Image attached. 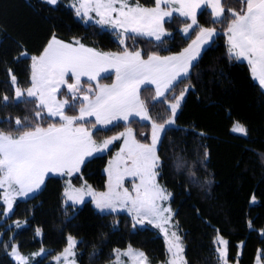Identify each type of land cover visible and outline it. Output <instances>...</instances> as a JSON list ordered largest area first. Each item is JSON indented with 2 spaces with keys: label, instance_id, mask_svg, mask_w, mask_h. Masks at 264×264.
I'll return each mask as SVG.
<instances>
[{
  "label": "trees",
  "instance_id": "obj_1",
  "mask_svg": "<svg viewBox=\"0 0 264 264\" xmlns=\"http://www.w3.org/2000/svg\"><path fill=\"white\" fill-rule=\"evenodd\" d=\"M68 1L50 5L46 0H0V130L16 135L25 124L46 127L60 123L59 117H49L43 110L36 117L39 101L28 96L16 99L11 81V75H15L19 87H30V56L39 55L53 34L103 52L139 49L147 58L180 52L199 32L195 25L190 34H184L182 27L190 19L174 14L164 23L170 34L162 39L131 34L134 38L127 36L121 44L117 31L83 22ZM139 3L152 6L154 0ZM222 6L226 15L229 8L239 11L241 7L237 0H222ZM213 19L209 7L203 14L198 11V25L215 28L217 33L187 76L155 100L156 87L142 86L140 98L148 106L152 122L163 123L170 115L169 104L188 88L177 123L165 128L158 149L159 181L172 193L188 264H221L214 243L219 233L228 239L231 261L254 264L260 252L264 263V89L252 77L247 61L230 58L226 28L230 21L213 23ZM114 76L111 72L108 78L97 81L83 79L81 87L111 83ZM66 91V86L62 87L59 97L73 103L72 94ZM82 94H77L75 108H66V114H79ZM4 96L9 99L5 101ZM17 119L22 121L21 126L16 125ZM94 120L80 123L92 129L95 140L131 127L138 141L151 142L150 121L135 117L92 128ZM237 121L245 125L247 135L232 131ZM121 144L119 139L106 153L88 158L73 182L80 185L87 180L95 188L104 189V168ZM178 162L183 164L179 170ZM0 220V264H16L9 253L14 242L27 254L41 247L50 249L31 264H56L52 257L67 246L69 235L79 239L76 256L80 264H105L114 258L117 248L128 245L143 250L152 264L168 257L165 238L157 228L136 224L126 212H101L91 200L81 206L66 204L64 177L60 175H49L36 193L19 199L9 216L4 215L0 190ZM20 221L26 224L18 228L16 223Z\"/></svg>",
  "mask_w": 264,
  "mask_h": 264
},
{
  "label": "snow or ice",
  "instance_id": "obj_2",
  "mask_svg": "<svg viewBox=\"0 0 264 264\" xmlns=\"http://www.w3.org/2000/svg\"><path fill=\"white\" fill-rule=\"evenodd\" d=\"M46 2L56 5L58 0ZM237 2L241 5L239 11L229 8L226 15L222 0H154L153 7L142 6L139 0H75L71 7L75 9L77 16L95 13L99 17L97 24L108 25L118 31L121 44L125 43L126 35L134 38L131 34L160 40L165 34L166 18L172 17L173 12L191 20L183 29L186 34L194 25L199 27V34L177 55L161 57L152 54L147 59L143 58L140 51L130 52L125 48L118 53L102 52L85 46L79 40L66 43L53 34L39 55L30 56V87L26 89V93L28 97L39 101L40 110L36 111V117H40L41 111L47 109L48 116L59 117L60 123H49L47 127L25 124L16 130V135L11 131L0 130V190H3V203L7 204L8 211L12 210L14 195L27 196L39 189L49 174L71 176L80 172L88 157L103 152L113 141L123 138V147L109 161L106 169L107 192L97 193L87 184L83 188H73L69 182L65 195L76 203L83 202L85 194L90 195L101 211H115L118 205L127 208L130 213L135 214L137 223L142 224L147 220L164 233L168 254L164 264H188L181 237L176 231L169 233L173 212L163 202L168 201L172 193L157 182L160 157L156 151L160 132L166 124L175 123L177 111L188 88L174 97V102L169 106L170 115L163 123L152 122L151 144L138 141L131 127L98 144L93 139L92 131L80 121H84L86 117H95L91 127L96 128L97 125L107 126L116 120L128 121L130 117L151 120L148 106L140 98L141 86L155 85V100L164 96L174 82L179 83L178 78L187 76L189 68L193 66L192 62L199 55L201 45L216 32L215 28L200 27L197 23V10L203 14L207 7L211 8L213 23L230 21L226 24L230 58L247 61L252 77L264 88V0ZM89 18L91 19L90 16ZM22 55L27 56V53L23 52ZM113 71L114 83H97L95 86L90 84L87 89L81 87V77H87L89 82L97 81L108 78ZM102 73L108 75L102 76ZM70 80L73 82H69ZM11 81L16 83L15 75H11ZM63 86L72 94L73 103L57 99ZM79 93H83L79 115L66 114V108H75L74 102L79 99ZM15 94L17 98L23 95L19 87ZM3 99L7 101L9 98L4 96ZM15 123L22 125L20 119ZM232 131L247 135L248 130L237 121L234 122ZM176 167L179 170L183 164L178 162ZM126 176L138 177L140 181L131 192L124 187ZM19 226L18 223L17 227ZM39 233L40 230L37 229V234ZM214 243L224 246L217 248V251L226 264L228 241L218 235ZM75 244V239L69 237L68 246L61 254L65 264H75L74 261H69V257L74 255ZM115 251L116 264H125L120 259L121 256L129 257L130 264H150L145 252L134 250L131 246L122 253L119 249ZM11 255L20 264H28V257L21 256L15 246L11 249ZM56 259L59 261L61 257Z\"/></svg>",
  "mask_w": 264,
  "mask_h": 264
},
{
  "label": "rangeland",
  "instance_id": "obj_3",
  "mask_svg": "<svg viewBox=\"0 0 264 264\" xmlns=\"http://www.w3.org/2000/svg\"><path fill=\"white\" fill-rule=\"evenodd\" d=\"M58 2H59V0H58ZM75 2V0H69L68 2H67V4H68V6H70L71 7V5L73 4ZM142 5V4H141ZM142 6H146V7H153L154 5H152V6H147V5H142ZM73 8V7H72ZM74 9V8H73ZM75 10V9H74ZM76 13V12H75ZM174 14H179L178 12H173V15ZM197 14H198V10H197ZM172 15V16H173ZM77 16V15H76ZM89 16L91 17V19L89 18ZM89 16H83V15H81V16H77L78 18H80V19H82L83 20V22H85V23H96V20L97 19H99V17H96V15H95V13H90L89 14ZM171 18V17H170ZM166 19H169V18H166ZM190 22H191V20H190ZM97 24V23H96ZM100 25V24H99ZM101 26H103L104 28H107V29H110V30H113L110 26H108V25H101ZM195 26V25H194ZM193 26V27H194ZM210 28V27H209ZM183 29H184V27L182 28V31H183ZM191 30L192 29H190L189 30V32L186 34L184 31H183V33L184 34H186V35H188V34H190V32H191ZM114 31H117V30H114ZM118 32V31H117ZM170 33L168 32V31H166L165 30V34L164 35H162L161 36V39L164 37V36H166V35H169ZM147 37H149V36H147ZM58 38V37H57ZM120 36H119V40H120ZM126 38H127V35L124 37V40L126 41ZM150 38H154L155 39V37H150ZM58 39H60V38H58ZM61 40V39H60ZM63 41V40H62ZM64 42H66V41H64ZM210 41H207L206 43H204V44H202L201 45V48H200V52H199V55H198V57H197V59L199 58V56H200V54L202 53V51L211 43H209ZM66 43H68V42H66ZM208 44V45H207ZM136 51H140L141 52V50H136ZM131 52V51H130ZM144 58V57H143ZM146 59V58H145ZM197 59L196 60H194L193 62H192V64L193 63H195L196 61H197ZM190 69H191V67L189 68V71H190ZM189 71H188V73H189ZM112 73H114V71L112 72ZM115 74V73H114ZM101 75H106V74H101ZM87 78V77H86ZM115 78V77H114ZM180 78H182V77H180ZM180 78H178V79H180ZM115 80V79H114ZM82 81V80H81ZM174 83H176V82H174ZM14 86H15V90H16V88L17 87H19L18 85H17V82L14 84ZM155 86V85H154ZM64 87V86H63ZM156 87V86H155ZM20 89H21V91H22V93H23V95L20 97V98H22V97H24V96H27V93H26V89H23V88H21V87H19ZM171 90V88L169 89V90H167V91H165V93H164V96L169 92ZM66 93H67V91H66ZM187 93V92H186ZM185 96H186V94H185ZM185 96H184V98H185ZM82 97H83V94H82ZM163 97V96H162ZM15 98L16 99H20V98H17L16 97V94H15ZM57 99L58 100H68L69 101V99L67 98V97H63V98H61V97H59V93L57 94ZM184 100V99H183ZM70 102V101H69ZM174 102V101H173ZM183 102V101H182ZM172 103V102H171ZM170 103V104H171ZM169 104V105H170ZM182 104V103H181ZM179 110L180 109H178V111H177V115H178V113H179ZM43 112L45 113V114H48L47 113V109H44L43 110ZM150 115V114H149ZM177 115H176V118H175V123L174 124H172V125H165V128L166 127H168V126H173V125H176V121H177ZM90 118H94L95 119V117H86L85 118V120L86 119H90ZM132 117H130V119H131ZM137 118H139V117H137ZM129 119V120H130ZM117 121H120V120H116V121H113V123L112 124H114L115 122H117ZM147 121H150V122H152V120H147ZM112 124H109V125H107V126H110V125H112ZM242 124V123H241ZM98 127H107V126H101V125H97ZM245 126V125H244ZM43 127V126H42ZM165 128H164V130H165ZM127 129V128H126ZM125 129V130H126ZM89 130L90 131H92V129H90L89 128ZM125 130H123V131H121V132H124ZM164 130L163 131H161L160 132V134H159V141H158V143H157V146H156V151H157V155L159 156V154H158V149H159V144H160V141H161V137H162V135H163V132H164ZM121 132H119V133H121ZM133 132H134V130H133ZM119 133L118 134H116V135H114V136H117V135H119ZM237 133V132H236ZM241 134V133H240ZM113 137V136H112ZM111 137H109V138H106V139H110ZM94 139V138H93ZM103 140H105V139H103ZM103 140H100V141H98V140H96L97 141V143L99 144L100 142H102ZM121 140H122V144H121V147H123V145H124V139L123 138H121ZM117 140H115V141H113V143L112 144H110L109 146H108V148L107 149H105L103 152H99V153H94L93 154V156L94 155H98V154H103V153H106L113 145H114V143L116 142ZM151 142H152V134H151ZM151 142H149V143H147V144H151ZM142 143V142H141ZM121 147L120 148H118V149H116L115 151H114V153L112 154V156L109 158V160H108V163H107V165H106V167L104 168V172L106 173V176H107V180H106V187L104 188V189H97V188H95L89 181H87V180H84L83 182H82V184H80V185H77V184H75L74 182H73V180H72V178H73V176L75 175V174H77V173H79V172H77V173H73V175H71V176H67V175H60V174H50V175H60V176H63L64 177V198H65V202H66V204H73V205H75V206H81V205H83L86 201H88V200H91V202L93 203V205L95 206V208L97 209V210H99V211H101L100 209H98L97 207H96V202H95V200L93 199V197L92 196H90V195H84L83 196V202H80V203H76V202H74V201H72V200H69L68 199V197L65 195V191H66V189H68V187H69V182L71 183V186L73 187V188H83L84 187V185L85 184H87V185H90L91 187H92V189L95 191V192H97V193H99V192H107L108 191V173L106 172V169L108 168V165H109V161H111V160H113L115 157H116V155H117V153L118 152H120V149H121ZM88 158H90V157H88ZM87 158V159H88ZM159 166H160V164H159ZM82 167V166H81ZM81 170V169H80ZM157 171L159 172V168L157 169ZM49 176V175H48ZM47 176V177H48ZM46 177V178H47ZM46 178H45V180H46ZM45 180H44V183H45ZM139 178L138 177H131V176H126L125 178H124V187H126V188H128L129 189V191L131 192L132 191V189H133V187H134V185H136V184H139ZM157 182L158 183H160L162 186H164L160 181H159V176L157 177ZM44 183L40 186V188H42L43 187V185H44ZM165 187V186H164ZM39 188V189H40ZM39 189H37V190H35V191H33V192H30V193H28V195L27 196H19V195H14V198H13V207H12V210L11 211H8V209H7V204H5L4 203V215L5 216H9L11 213H12V211L14 210V207H15V204H16V202L19 200V199H24V198H27V197H29V196H31V195H33L35 192H37ZM85 191H86V189H85ZM169 192H171L170 190H168ZM1 192H2V197H3V190H1ZM134 194V193H133ZM171 200H172V196L170 197V199L168 200V201H165V202H163L164 203V205L165 206H170L171 207V209H172V212H173V216H172V221H171V227L169 228V233L171 232V231H176L177 232V234L181 237V242H182V244H183V246H184V250H185V245H184V241H183V235H182V232H181V229H180V227H179V223L177 222V220H176V217H175V209L173 208V206H172V203H171ZM256 199L255 198H253V201H255ZM2 201H3V198H2ZM101 212H126V213H128V214H130L132 217H133V219H134V213H130L129 211H128V209L127 208H123V207H120L119 205L116 207V210L115 211H113L112 209H104L103 211H101ZM2 220H0V222H1ZM134 221H135V223L136 224H138V225H151V226H153V227H155L153 224H150V223H148V221L147 220H144V222L141 224V223H137L136 222V220L134 219ZM19 223V227L18 228H20V227H22V226H24L25 224H26V222L25 221H20V222H18ZM18 223H16V226H17V224ZM166 227H168L167 225H166ZM155 228H157V227H155ZM159 231H160V233L163 235V237L165 238V236H164V233H162L161 232V230L159 229V228H157ZM221 238H223L224 240H227L228 241V239L226 238V237H224L221 233H219L218 234ZM217 235V236H218ZM69 237H72V238H74L75 239V241H76V244H75V246L73 247V253H74V255L73 256H71V257H69V261H74L75 262V264H80L79 262H78V260H77V256H76V251H77V243L79 242V239L77 238V237H75V236H73V235H69ZM68 237V238H69ZM217 245V248H223L224 246L223 245H219V244H216ZM13 246H15L17 249H18V251H19V253H20V255L21 256H25V257H28V264H31L32 262H34L36 259H38L39 257H43V256H45L49 251H50V249L49 248H47V247H41L40 249H38L37 251H35V252H32V253H24V252H22L21 250H20V248H19V244L17 243V242H14L13 243V245H12V247ZM67 246H68V244H67ZM66 246V247H67ZM129 246H131V245H128L127 247H125V248H117V249H119L120 250V252L122 253V252H124V251H126L127 249H128V247ZM166 246H167V244H166ZM12 247H11V249H12ZM65 247V248H66ZM134 250H139V251H143V250H141V249H139V248H136V247H133V246H131ZM64 248V249H65ZM11 249H10V251H9V253H10V255H11ZM63 249V250H64ZM116 249V250H117ZM43 250V251H42ZM63 250L62 251H60V252H58V253H56V254H54L53 255V257H52V260L56 263V264H65V261H64V259H63V257H62V253H63ZM144 252V251H143ZM37 253H40V255H37ZM218 254H219V252H218ZM116 251H115V256H114V258L111 260V261H109V262H107V263H105V264H116ZM61 257V259L59 260V261H57V259H56V257ZM11 257L14 259V261L16 262V264H20V262L13 256V255H11ZM258 257H259V260H258ZM120 259L122 260V261H124L125 262V264H130V261H129V257H125V256H121L120 257ZM167 259H168V257H167ZM166 259V260H167ZM165 260V261H166ZM165 261H161V262H159V263H157V264H164V262ZM220 261H221V264H225V260L224 259H221L220 258ZM150 264H152V263H150ZM226 264H240L239 263V261L238 260H236L235 262H233V261H231L230 260V258H229V250H228V245H227V256H226ZM254 264H264L263 263V261L261 260V253L259 252L258 253V255H257V257H256V261H255V263Z\"/></svg>",
  "mask_w": 264,
  "mask_h": 264
},
{
  "label": "crops",
  "instance_id": "obj_4",
  "mask_svg": "<svg viewBox=\"0 0 264 264\" xmlns=\"http://www.w3.org/2000/svg\"><path fill=\"white\" fill-rule=\"evenodd\" d=\"M202 7H204V6H202ZM209 8H210V7H209ZM210 9H211V8H210ZM198 11H199V10H198ZM190 23H191V22H190ZM185 26H186V25H185ZM185 26H183V27H185ZM183 27H182V28H183ZM204 28H209V27H204ZM210 28H211V27H210ZM216 33H217V31H216L215 34H214L211 38H209L207 41H210V42H211V41L213 40V38L215 37ZM198 34H199V32H198ZM198 34H197V35H198ZM197 35H196V36H197ZM196 36L191 40V42H190L189 44H191L192 41L196 39ZM227 39H228V35H227ZM63 41H64V40H63ZM66 42H68V43H72V42H74V41H72V42L66 41ZM210 42H209V43H210ZM189 44H188V45H189ZM207 45H208V44H207ZM85 46H86V45H85ZM87 47H89V46H87ZM187 47H188V46H186L185 48H187ZM92 48H93V47H92ZM185 48H184V49H185ZM184 49H183V50H184ZM96 50H98V49H96ZM183 50H181L180 52H182ZM98 51H100V50H98ZM102 52H103V51H102ZM180 52L172 53V54H168V55H158V54H155V55H158V56H161V57H164V56H173V55H177V54H179ZM114 53H115V52H114ZM146 59H147V58H146ZM106 75H107V74H106ZM102 76H104V75H102ZM114 77H115V76H114ZM83 79H87V78H86V77H81V80H83ZM114 79H115V78H114ZM114 82H115V80H113L111 83H105V84H109V85H110V84H112V83H114ZM142 86H144V85H142ZM142 86H141V87H142ZM263 89H264V88H263ZM78 115H79V114H78ZM46 127H47V126H46ZM49 175H50V174H49ZM46 177H47V176H46ZM46 177H45V178H46ZM35 193H36V192H35Z\"/></svg>",
  "mask_w": 264,
  "mask_h": 264
}]
</instances>
